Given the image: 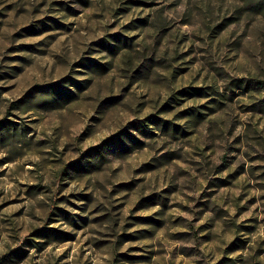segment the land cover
I'll return each instance as SVG.
<instances>
[{
	"label": "rangeland",
	"instance_id": "obj_1",
	"mask_svg": "<svg viewBox=\"0 0 264 264\" xmlns=\"http://www.w3.org/2000/svg\"><path fill=\"white\" fill-rule=\"evenodd\" d=\"M0 264H264V0H0Z\"/></svg>",
	"mask_w": 264,
	"mask_h": 264
}]
</instances>
